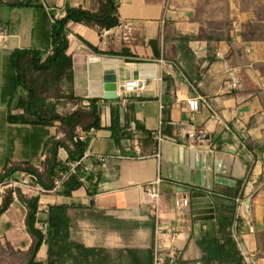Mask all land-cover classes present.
<instances>
[{"label": "crops", "instance_id": "1", "mask_svg": "<svg viewBox=\"0 0 264 264\" xmlns=\"http://www.w3.org/2000/svg\"><path fill=\"white\" fill-rule=\"evenodd\" d=\"M115 1L120 24L110 28L105 36L102 31L82 22L72 20L68 23V53L74 62V90L84 98L82 103L87 104L92 97L88 78L84 75L88 60L93 57L114 59V62L104 65V69L118 74V97L107 99L101 96L100 103L104 107L102 128L87 132L80 130V134L82 139H87L86 152L115 157L109 159L107 169L97 173L83 172L82 177L86 180L71 195L64 196L55 191L42 196L36 226L45 231L50 207L65 205L74 239L87 246L107 248L112 253L113 264H133L136 260H144L153 246L157 226L174 228L179 234L175 241L179 251L176 264H201L197 241L204 233L215 235L214 197L225 199L221 192L231 191L237 180L246 178L243 197H251L256 231L248 233L243 225L239 231L248 246L259 252L257 264H264L257 238L258 232L264 230V142L261 139L264 136V106L257 91H264V76L253 67L260 42H242L236 27L232 30V37L242 47L241 52L233 57L232 62L228 58L231 45L222 40L217 45L218 60L210 63L206 58L208 42L193 40L189 43L193 62L190 60L186 65V61L180 58V42L175 37L178 32L197 34L201 25L192 19L194 9L183 4L186 0ZM42 2L43 6L36 8L0 6V9L3 7L9 11L7 16L0 13L6 35L0 47L1 115L9 129L24 132L21 156L12 158L31 159L37 165L44 159V143L55 134V127L7 122L8 101L13 89L9 55L15 48L47 49L51 45L52 24L55 18L66 12L67 7L96 10L99 6V0ZM251 17V12L242 11L239 22ZM88 44L103 53L95 52ZM127 58L142 61H128ZM151 62L155 63V78L143 79L146 89L126 93L123 88L125 82L134 78L140 64ZM199 62L202 64L197 66ZM122 74L123 79L120 78ZM165 76L171 78L172 86L163 96ZM232 78L239 81L237 88L229 86ZM191 96L202 99L200 110L194 112L188 107L187 99ZM164 103L171 105L167 126L172 129V134H163L160 145L153 147L137 128L136 121L149 130L151 140L157 142L156 133L158 130L162 132ZM69 105L73 106L71 103L66 106ZM113 106H119L121 110L120 140L114 138L109 129ZM201 129L209 132L211 145L192 137ZM250 141H255L253 151L247 147ZM192 148L201 155H212L210 178L208 170L191 168ZM60 157H67L65 149L60 150ZM157 177L162 179L158 222L150 211L149 198L143 188L144 184ZM14 196L9 209L0 216V238L2 243H10L16 250L26 251L33 243L25 223L27 208L16 194ZM185 196L191 200L190 207L178 213L175 201ZM2 199L0 191V203ZM47 254L48 246L44 243L37 259L44 262Z\"/></svg>", "mask_w": 264, "mask_h": 264}, {"label": "trees", "instance_id": "2", "mask_svg": "<svg viewBox=\"0 0 264 264\" xmlns=\"http://www.w3.org/2000/svg\"><path fill=\"white\" fill-rule=\"evenodd\" d=\"M0 6L12 8L42 7V0H0ZM244 11H247L244 9ZM256 19H247L242 24L240 31L242 42L264 41V18L260 10H255ZM200 22L196 12L192 18ZM82 22L88 26L95 27L99 31L110 29L120 24L118 4L115 0H99L96 10L83 7H67L66 12L55 18L52 24L51 45L45 49L37 48H15L9 55L10 67L13 71V89L8 101L7 122L13 125H30L43 128L55 127V134L49 136L44 143V159L39 165L34 164L31 159L15 160L7 157L0 163V183L15 176L19 171L25 170L38 182L51 189L61 171L66 170L68 161H76L85 154L88 143L82 139L80 130L87 132L91 129L102 128L103 106L100 97H90L88 104L82 103L84 99L78 96L74 90V62L71 54L68 23L70 21ZM201 24V23H200ZM224 26H211L205 28L201 24L197 34H183L178 32L176 39L180 42V58L189 65L192 60L193 51L189 45L193 40H206L208 42L207 59L210 63L218 60L217 45L226 40L231 49L228 58L232 59L241 52L242 47L237 45L232 37V20L227 16L223 20ZM0 29L4 26L0 20ZM95 52L103 53L102 50L88 44ZM111 53V52H106ZM119 55L120 52H117ZM128 61H142L135 58H127ZM199 62L197 66H200ZM263 74V73H262ZM166 90L169 92L172 81L169 76L164 77ZM264 106V91L257 90ZM68 103L73 106L61 110V106ZM170 104V103H169ZM170 106L164 103L162 109V134H172L168 129L170 122ZM121 110L119 106L111 107V121L109 129L117 140L121 139L119 134L122 129L120 125ZM136 126L151 141L153 147L158 145L151 140V132L139 121ZM254 142V143H253ZM247 143L250 151L254 150L255 141ZM67 151V157H60V150ZM83 170L79 168L76 173L63 182L56 193L69 196L73 191L83 185L81 177ZM88 179H92L90 176ZM246 178L237 180L238 185L231 188L229 192L214 193L221 195L226 202L215 201V235L204 233L197 241L201 251L199 261L201 264H245L241 249L234 236V228L242 223L237 215V204L235 198L243 197V184ZM24 203L27 208L26 228L33 237L31 247L22 251L16 250L10 243L7 244L11 251L19 256L20 264H113L112 253L105 247L87 246L81 241L74 239L69 218L66 215L65 205L51 206L49 219L45 231L36 226L39 210V198L23 193L20 189L8 188L3 192L0 203V216L9 209L15 196ZM217 197V196H216ZM258 248L264 256V230L258 232ZM47 244V259L39 261L37 253L42 244ZM154 245V243H153ZM15 251H14V250ZM152 248L147 251L144 260H136L133 264H152Z\"/></svg>", "mask_w": 264, "mask_h": 264}, {"label": "built area", "instance_id": "3", "mask_svg": "<svg viewBox=\"0 0 264 264\" xmlns=\"http://www.w3.org/2000/svg\"><path fill=\"white\" fill-rule=\"evenodd\" d=\"M109 29L102 30L101 34L103 36L109 33ZM6 39L5 33L0 29V47L3 46ZM164 63V60L161 59ZM239 81L236 78H232L229 86L232 88H237L239 86ZM146 81L143 79H131L125 82L123 88L126 93L138 92L146 89ZM88 104V103H87ZM86 104V105H87ZM187 105L191 111H198L202 107V99L198 96H191L187 99ZM197 141L202 143L212 144V138L209 132L205 129H201L198 132L192 134ZM82 138V137H81ZM164 135L161 130L156 133V139L158 146L163 140ZM157 155H159L157 153ZM114 155L106 154H91L85 152L83 157L76 161H68L67 168L61 171L59 177L55 180V185L53 188L49 189L45 187L41 182H38L30 175L27 171L21 170L17 175L8 178L4 182L0 183V191L3 193L6 189H22L25 194L33 197H38L39 199L49 193L57 191L63 182L72 173H76L79 168L84 172L97 173L101 169H107L109 164V159L114 158ZM84 182L85 177H81ZM161 182L160 177L155 178L152 181L144 184L143 188L146 195L149 198L150 211L156 217L157 222L161 214ZM250 198H244L241 195L235 198L237 204V215L241 218L242 223L240 225L245 226L248 233L254 234L256 227L252 219ZM191 200L189 197H181L175 201V206L178 213H183L187 208L190 207ZM240 225H236L234 228V236L238 242L241 249L242 256L244 258L245 264H257L259 259V252L256 249H251L248 243L244 240V236L240 233ZM178 232L174 228H161L157 226L155 231V239L152 250L153 263L152 264H176L178 261L179 251L175 246V241L178 238Z\"/></svg>", "mask_w": 264, "mask_h": 264}, {"label": "rangeland", "instance_id": "4", "mask_svg": "<svg viewBox=\"0 0 264 264\" xmlns=\"http://www.w3.org/2000/svg\"><path fill=\"white\" fill-rule=\"evenodd\" d=\"M183 4L194 9L196 17L200 19V23L205 28L224 26L225 24L221 23L228 16L232 20V30L238 27L240 33L243 22L247 20L239 22V15L244 9L252 13V17L248 19H256L255 10H260L264 18V0H186V3L183 1ZM0 13H5L6 16L9 15V11L3 7L0 9ZM262 22L264 23V20ZM259 42L258 58L253 62V67L263 73L264 76V41ZM122 77L124 78L123 74L120 75V78ZM126 77H128L127 74ZM2 108L0 107V163L5 161L7 157L15 156L17 158V155L21 156L20 153L25 144L24 132H19L13 128L9 129L8 124L5 123L1 115ZM68 108H70V105L61 110L64 111ZM261 139L264 142V136ZM10 251L11 249L7 244L0 245V264H20L19 256L16 253H10Z\"/></svg>", "mask_w": 264, "mask_h": 264}, {"label": "water", "instance_id": "5", "mask_svg": "<svg viewBox=\"0 0 264 264\" xmlns=\"http://www.w3.org/2000/svg\"><path fill=\"white\" fill-rule=\"evenodd\" d=\"M110 61L114 62V59L93 57L88 60L84 75L88 78L90 94L92 97L102 96L107 99L118 97L119 76L116 73L108 72L104 69V65L110 64ZM155 76V63L151 62L140 64L133 77L134 79L149 80L155 78ZM190 166L191 168L202 169L204 172L208 170L207 176L210 178L212 174V155H204V153L201 155L200 152L192 148L190 150ZM203 177L206 179V174H204ZM214 199L228 203L225 199H220L218 197H214Z\"/></svg>", "mask_w": 264, "mask_h": 264}, {"label": "flooded vegetation", "instance_id": "6", "mask_svg": "<svg viewBox=\"0 0 264 264\" xmlns=\"http://www.w3.org/2000/svg\"><path fill=\"white\" fill-rule=\"evenodd\" d=\"M237 185H238V182L236 183V186H237ZM236 186H235V187H236Z\"/></svg>", "mask_w": 264, "mask_h": 264}]
</instances>
